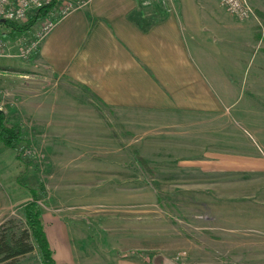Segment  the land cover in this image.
<instances>
[{
	"label": "rangeland",
	"instance_id": "obj_1",
	"mask_svg": "<svg viewBox=\"0 0 264 264\" xmlns=\"http://www.w3.org/2000/svg\"><path fill=\"white\" fill-rule=\"evenodd\" d=\"M249 1L247 17L220 0L190 1L228 107L188 116L134 111L122 121L106 108L95 120L91 91L34 69L52 17L26 31L0 23V107L19 126L15 146L0 143V224L20 230L24 198L15 199L43 182L57 264H264V0ZM0 264L43 263L33 250Z\"/></svg>",
	"mask_w": 264,
	"mask_h": 264
},
{
	"label": "crops",
	"instance_id": "obj_2",
	"mask_svg": "<svg viewBox=\"0 0 264 264\" xmlns=\"http://www.w3.org/2000/svg\"><path fill=\"white\" fill-rule=\"evenodd\" d=\"M190 1L84 0L39 36L34 69L91 91L100 101L93 107L95 120L106 108L122 121L121 114L134 111L153 117L222 111L228 104L207 66V27ZM115 264L149 263L120 258Z\"/></svg>",
	"mask_w": 264,
	"mask_h": 264
},
{
	"label": "trees",
	"instance_id": "obj_3",
	"mask_svg": "<svg viewBox=\"0 0 264 264\" xmlns=\"http://www.w3.org/2000/svg\"><path fill=\"white\" fill-rule=\"evenodd\" d=\"M57 2L58 0H50L47 4L36 10L26 22L22 23L6 19L0 20V23H4L8 27L19 31H26L42 17L50 16L52 20L57 21L62 15L61 12H57ZM18 127L17 124L8 123L4 111L0 110V143L7 146H15L14 141L16 140V134L19 132ZM138 158L142 160V162L146 161L142 156ZM46 195L47 189L44 183L39 182L37 186H30L24 194H20L17 199H15L19 200V198H24L18 206V211L22 217L21 219L24 226L20 230H14V227H17V224L13 223L14 221L8 226H6V223L0 224V261L36 250L43 264H57L46 235L42 215L43 208L40 204L41 198L48 201ZM137 254L141 256L142 252L139 251ZM137 254L132 253L129 255V253H126L124 257L135 256ZM146 262L152 264L151 259H147Z\"/></svg>",
	"mask_w": 264,
	"mask_h": 264
},
{
	"label": "built area",
	"instance_id": "obj_4",
	"mask_svg": "<svg viewBox=\"0 0 264 264\" xmlns=\"http://www.w3.org/2000/svg\"><path fill=\"white\" fill-rule=\"evenodd\" d=\"M50 0H0V20H14L18 22L28 19L36 10L47 4ZM220 2L233 14L239 17H247L253 12L249 0H220ZM84 0H65L62 15L74 5H82ZM55 21L50 19L44 26L43 33L54 26ZM42 33V34H43ZM36 43L33 42L21 54L26 56L32 51Z\"/></svg>",
	"mask_w": 264,
	"mask_h": 264
},
{
	"label": "water",
	"instance_id": "obj_5",
	"mask_svg": "<svg viewBox=\"0 0 264 264\" xmlns=\"http://www.w3.org/2000/svg\"><path fill=\"white\" fill-rule=\"evenodd\" d=\"M159 262L155 263V264H158Z\"/></svg>",
	"mask_w": 264,
	"mask_h": 264
}]
</instances>
